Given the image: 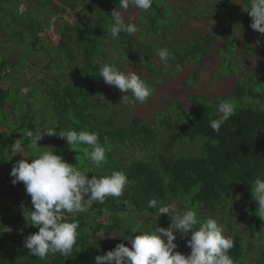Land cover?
I'll use <instances>...</instances> for the list:
<instances>
[{
    "label": "trees",
    "instance_id": "obj_1",
    "mask_svg": "<svg viewBox=\"0 0 264 264\" xmlns=\"http://www.w3.org/2000/svg\"><path fill=\"white\" fill-rule=\"evenodd\" d=\"M5 1L0 0V25L5 24L4 28L7 29L9 22H19L23 13L19 14L17 11L18 19H9L6 16L2 18V2ZM83 3L86 7L81 6ZM31 4L32 8L39 7V4H43V8H50L52 17L63 15L67 9L74 12L75 8L80 7L81 18L78 17L75 26L72 27L65 17L60 19L65 31L61 33L62 40L54 47V52L64 54L62 57L68 65L76 64L80 75L73 82L54 86V95L50 102L53 108L59 107V112L55 111L58 119L53 125L57 133L64 130H87L97 133L99 143L106 148L107 161L97 168L84 156V145L76 146L77 151L73 150L67 145L66 138L58 135L45 139L43 145H39L41 150L56 152L64 160L86 172L89 178L93 175L99 178L110 175L112 171H122L128 177V184L121 197H108L103 204L93 202L87 212L69 214V222L75 220L79 223V236L70 257L49 254L41 260L29 255V250L24 247L25 238L39 230L38 226H29L24 215L25 210H32L31 197L21 193L25 190L23 182L5 186L0 179V264H95L97 255L114 250L119 243L131 246L130 240L125 237H134L154 225L148 220L159 213L155 208H148V201L153 198L161 204L175 203L181 212L191 208L197 212L201 222L209 217L214 218L222 229L231 228L235 221V224H240L242 232L248 234L249 241L240 234L231 237L234 247L228 254L233 258L234 264H250L247 256L257 242H260L261 248L255 264H264V221L254 214L257 204L251 191L252 181L257 176L264 177V111L260 110V106L264 105V68L261 74L250 72L243 79L237 78L228 98L213 100L190 96L195 108L194 113L188 112L174 101L171 104V110L175 112L174 119L171 118L170 111H166L160 113L157 125L142 123L136 118L126 126L121 125L120 118L111 114L105 106L106 103L97 99L98 96L105 95V88L116 94L121 93L118 88L105 83L103 78L99 77L100 66H117L115 61L107 58L109 50L106 44L113 38L106 28L113 22L112 10L121 9L118 0H70L68 6L63 5L56 9L48 0H43V3L32 1ZM160 6L162 7L160 3L153 0L151 8L147 12L143 11L142 32L152 36L151 40H142V43H139L134 34L121 32L119 38L114 39L120 54L133 63L150 66L153 73L157 74L159 72L152 58L157 56L158 49L167 48L175 58L169 62L170 67L192 62L197 64L200 71L204 55L210 52L213 42L219 39L220 34L184 39L178 46H171L175 40L173 30L175 37L177 35L176 17L166 13L165 8ZM215 6L217 8L214 16L223 23L227 32L223 43L217 49V54L224 63L231 64L232 61L235 62L234 57L237 55L236 40L231 34L240 14L227 0ZM14 9L9 8L10 13ZM96 9L98 12L96 11V18H93L92 14ZM247 15L250 16L248 13ZM85 21H88V24ZM43 26L42 23L39 27L41 29L34 34L35 42H31V52L40 51L37 42L38 35L43 32ZM9 29L13 31L12 37L18 38H22L25 32L33 33L34 30L32 26L22 24H15ZM242 40L246 52L253 53L254 40L247 26L243 28ZM71 46L81 54L77 55L78 52ZM46 54L50 56V53ZM8 64L3 60L0 71ZM57 66L61 68V65ZM236 67L242 70L239 64ZM234 68L235 66L232 68L230 65L223 69V72L230 75L229 72L233 73ZM170 70L171 68L166 74H170ZM142 80L150 84L157 81L149 78ZM7 100L8 92L0 86V118ZM229 101L236 105L235 114L221 126L219 132H215L210 127V121L219 117V103ZM61 105L63 108H60ZM29 117L30 122L24 121L12 131L0 132V170L11 173L16 162L10 154L17 139L20 140L22 148H29V138L22 137L23 131L27 128L34 132L37 125H41L37 121L35 123L33 116ZM160 126L170 128L172 133L167 134L168 140L162 150L158 149L159 136L156 134ZM184 140L197 145L198 153H174L173 147ZM140 142L151 147L148 160L134 161L126 166L117 162L114 156L116 147L124 148L126 144L134 147ZM30 152L28 156L38 155ZM3 198L7 201H3ZM140 216L144 221H138ZM157 217L162 221L159 226L170 227L172 219L169 214L160 217L157 214ZM132 228L139 232H133ZM223 233H227V230ZM175 234L178 247L174 251L182 252L190 248L187 245L191 238L190 233L188 236L178 231Z\"/></svg>",
    "mask_w": 264,
    "mask_h": 264
},
{
    "label": "rangeland",
    "instance_id": "obj_2",
    "mask_svg": "<svg viewBox=\"0 0 264 264\" xmlns=\"http://www.w3.org/2000/svg\"><path fill=\"white\" fill-rule=\"evenodd\" d=\"M32 1L43 3V0H6L2 2L4 3V10L1 13L2 18L6 16L9 19H18L16 13L19 11V14L23 13L21 18H19L21 19L19 22L25 26H32L34 30L33 33L25 32L22 38H18L12 37L13 31L9 28L14 27L15 24L21 26L19 22L15 21L13 24L9 22L7 29L4 28L6 26L5 24L0 25V64L3 60L6 64L9 63L6 68L0 71V86L8 92V100L6 101L4 112L0 118V132L3 130L12 131L24 121L30 122L29 116H33L35 123L37 121L38 124H41L37 125L34 133L37 131L43 133L49 128L54 129L53 124L58 119L55 111L58 110L59 112V107L53 108L54 106L50 102L51 97L54 95L53 88L58 84L63 86L66 83L73 82L80 75V69L76 64L74 66L68 65L62 57L64 54L54 52V47L62 40L61 33L65 31L64 24L62 21L60 22L61 17H65L72 27L75 26L78 17L81 18L79 15L80 7L75 8L74 12L67 9L63 15L58 14L56 17H52L50 16V8H43V4H39V7L32 8ZM48 1L55 7L54 9L70 4V0ZM156 1L162 5V7L160 6L161 8H165L166 13L168 12L170 15L176 17L177 35L175 37V30H173V38L175 40H173V45L171 46H178L181 40L184 39H197L208 34L212 36L220 34V37L213 42L210 52L204 55L200 71L197 64L192 62L175 66L172 65L166 68L159 56L155 55L152 58V62L159 72L157 74H154L149 68L150 66L144 63L137 64L131 62L128 58L126 59V56L120 54L121 51L118 50L114 39H111L106 44L109 50L107 58L115 61L117 64L116 67L120 71L125 73L136 72L141 79H157L156 82L151 84L145 81L153 89V92L143 104L135 101L130 93L126 94L127 100L122 101L125 93L121 92L120 94H116L109 88L104 89L105 95L97 97L98 100L106 103L105 106L111 114H116L120 118L121 125L126 126L135 118L139 119L142 123L148 122L152 125H157L160 113L166 111H170V116L174 119L175 112L171 110V104L174 101H177L188 112L194 113L195 108L190 100V96L213 100L217 98H228L231 96V90L237 78L243 79L250 72L261 74L262 68H264V34L251 28L252 18L247 15L248 12L246 10L249 6V3H247L249 0L247 2L244 0H227L233 5L236 11L238 9L240 14L235 30L231 34L236 40L235 45L237 47V55L234 57L235 62L232 61L231 64L229 62L224 63L220 55L217 54V49L223 43L227 32L224 30L223 23L214 16L217 8L215 5H219L223 1L225 2V0ZM81 6L86 7V4L83 3ZM88 7L90 8L89 4ZM9 8H15L12 12L14 13L13 15L10 13ZM117 10L121 11L126 23H134L137 26L138 30L134 33L135 38L138 40L137 42L151 40L152 36L142 32L143 10L131 6L128 10ZM96 11L98 12V9L93 11V18H96ZM51 20L55 21L56 24L54 26H52ZM42 23L44 25L43 32L38 35L39 41L37 42L40 51L31 52V42H35L33 38L34 34H36L35 32L37 30L41 29L39 27ZM85 23L88 24V21H85ZM244 26H247L249 34L254 40L252 47L255 51L253 53L246 52L243 46L242 35ZM71 48L74 49L72 46ZM74 50L78 52L77 55L81 54L79 50ZM46 53H50L51 57ZM78 62L79 60H77ZM237 64L242 66V70L237 69ZM57 65H61V68ZM230 65L232 68L235 66L234 72H229L230 75H226L223 69ZM170 68V74H166V71ZM194 75L195 77H193ZM191 78L193 79L189 80ZM187 80L189 81L187 82ZM2 93L4 94V92ZM60 108H63V106L61 105ZM27 131L30 130L26 128L23 133ZM156 134L159 136L158 149L162 150L165 141L168 140L167 134H172L171 129L160 126ZM25 136L22 137L24 138ZM50 137L45 135L38 142L39 145H43L44 140ZM22 149L27 156L30 150V154L36 153L29 148ZM150 151L151 147L140 142L134 147L128 144L124 148L116 147L114 156L117 162L121 163L122 166H126L134 161L148 160ZM198 151L199 147L197 145L191 144L186 140L173 147L174 153L184 155L196 154ZM10 155L14 157V162L22 158L21 154H17L13 150ZM21 193L27 196L25 190H22ZM4 200L7 201V199L3 198ZM157 214H155L156 216L149 217L148 220L150 223L159 224L162 222L157 217ZM138 221H144V219L140 216ZM234 222L231 228H223V231L227 230V233L224 234L230 237L240 234L249 241L248 234L242 232L240 224L238 225ZM149 229L146 228V230ZM252 241L255 242L254 240ZM260 248V242L254 244L251 248L247 256L250 264H255ZM187 251H191V248H187L182 252ZM246 264H249V262Z\"/></svg>",
    "mask_w": 264,
    "mask_h": 264
},
{
    "label": "clouds",
    "instance_id": "obj_3",
    "mask_svg": "<svg viewBox=\"0 0 264 264\" xmlns=\"http://www.w3.org/2000/svg\"><path fill=\"white\" fill-rule=\"evenodd\" d=\"M118 4L123 10L131 6L147 12L153 0H118ZM246 10L252 18L251 28L264 34V0H249ZM111 16L113 22L106 29L113 39H118L121 32L129 35L137 32V26L126 23L117 8ZM51 21L54 26L55 21ZM156 54L166 68L175 59L167 48L158 49ZM99 77L125 93L122 101L127 100L126 94L131 93L135 101L143 104L153 92L136 72L125 73L111 64L100 66ZM260 110L264 111V105L260 106ZM235 111L234 103H219V117L210 121L211 129L219 132ZM24 135L29 138V148L38 155H25L17 139L12 150L21 154L22 158L13 165L10 175L13 177V185L23 182L26 194L31 197L32 210L24 211L28 225L39 228L25 238L24 247L29 250V255L41 260L49 254L70 257L79 236V223L75 220L69 222V214L87 212L93 202L103 204L108 197H121L128 184V177L122 171H112L110 175L99 178L93 175L89 178L86 172L56 152L41 150L38 143L45 135H58L66 138L67 145L73 150L77 151L76 146L84 145V156L99 168L106 163L107 155L106 148L99 143L95 132L64 130L57 133L49 128L43 133L27 131ZM251 191L257 204L254 214L264 221V177L257 176L252 181ZM148 208H155L159 217L169 214L172 219L170 227H161L155 223L143 232L132 228L133 232L138 231L139 234L125 237L130 240L131 246L119 243L114 250L97 255L95 264H234L228 254L234 247V241L223 233L216 219L209 217L201 222L195 210L187 208L181 212L175 203L161 204L155 198L148 201ZM177 231L184 236L191 234L187 241L191 248L190 254L174 251L178 247L175 243Z\"/></svg>",
    "mask_w": 264,
    "mask_h": 264
},
{
    "label": "built area",
    "instance_id": "obj_4",
    "mask_svg": "<svg viewBox=\"0 0 264 264\" xmlns=\"http://www.w3.org/2000/svg\"><path fill=\"white\" fill-rule=\"evenodd\" d=\"M0 179L6 185H12L13 177L7 172L0 170Z\"/></svg>",
    "mask_w": 264,
    "mask_h": 264
}]
</instances>
